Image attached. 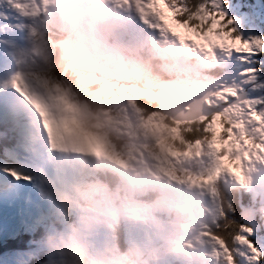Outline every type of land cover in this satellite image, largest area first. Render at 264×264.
<instances>
[{"label": "snow or ice", "instance_id": "6c2138e0", "mask_svg": "<svg viewBox=\"0 0 264 264\" xmlns=\"http://www.w3.org/2000/svg\"><path fill=\"white\" fill-rule=\"evenodd\" d=\"M221 4L110 0L126 26L109 38L87 24L100 54L53 74L45 70L49 43L64 32L60 47L71 56L76 36L68 33H79L86 14L71 0H0V50L17 68L0 78V193L9 205L26 201L34 264L47 261L22 184L69 210L66 189L90 195L103 226L88 242L93 250L122 239L143 245L137 264H264V37L235 34ZM145 36L153 48L172 44L189 54L181 86L153 91L128 78L125 53L144 47ZM233 60L235 75H213ZM73 83L91 85L126 117L123 141L109 139L108 112L76 101ZM12 117L26 121L21 135L9 131ZM117 172L121 195L110 186ZM161 181L192 191L204 218L190 216L183 231L161 221L156 206L141 198Z\"/></svg>", "mask_w": 264, "mask_h": 264}, {"label": "clouds", "instance_id": "9594fccd", "mask_svg": "<svg viewBox=\"0 0 264 264\" xmlns=\"http://www.w3.org/2000/svg\"><path fill=\"white\" fill-rule=\"evenodd\" d=\"M71 3L83 10L87 23L78 34L75 31L68 33L76 36V46L71 56H67L60 47V41L66 35L64 32H59L49 43L44 53L45 70L49 73L63 74L70 64L83 61L87 55L100 54V42L87 24L111 38L127 23L114 15L110 0H71ZM143 39L144 47L134 53H125L129 57L126 62L128 78L139 88L146 85L155 86L153 91L181 86L185 73L180 71V66L188 63L189 54L172 44L153 48L147 42V36ZM191 63H195V58ZM21 120L20 117L11 118L14 123ZM122 176V173L117 172L110 178V186L115 195L123 194ZM145 179L150 181L148 177ZM66 193L67 198L73 202L71 210L59 198H40L35 209L36 218L41 223L38 239L47 264H137L138 257L144 252L141 243H125L122 239L115 242L106 240L99 243L95 250L91 249L89 240L103 227L101 218L90 210L92 197L84 194L83 190L76 191L71 188L66 189ZM221 194L226 195L223 188ZM193 195V192L184 186L169 185L161 181L160 188L149 191L141 198L156 206L161 221L175 225L177 231H183L180 225L189 223L190 216H195L197 220L204 218ZM213 207L209 205V208ZM187 209H191V213Z\"/></svg>", "mask_w": 264, "mask_h": 264}, {"label": "rangeland", "instance_id": "374dc122", "mask_svg": "<svg viewBox=\"0 0 264 264\" xmlns=\"http://www.w3.org/2000/svg\"><path fill=\"white\" fill-rule=\"evenodd\" d=\"M221 8L225 12L226 16L234 21L231 27L235 29V34L240 35L242 39H248L251 37H264V0H222ZM0 53H1L0 57L2 58V60L8 62L7 76L4 77L6 78L11 74H14L17 71V68L10 56L6 57L3 50H0ZM218 67L221 70L226 69L224 70V73L221 74L220 76L224 74L235 75L240 70V67L235 60L229 62L227 65L218 66ZM216 76L219 75L216 74ZM73 95L78 103H82L83 96L74 87H73ZM87 108L94 113H104L103 111H100L99 108L96 110H92L89 107ZM109 110L111 109L109 108ZM115 114L119 115V117L118 116L112 117V122H117L127 127L126 117H124V115L121 113H115ZM3 217L4 216H0V218ZM4 218H5L3 219L4 221L7 218L9 221L10 220L12 221L11 226L13 227L10 229V231L17 230L19 229L18 227H21L20 226L21 220L17 215L12 214ZM4 258L8 261V258H10V256H4ZM3 260H4L3 258H0V264H11L9 262H4Z\"/></svg>", "mask_w": 264, "mask_h": 264}, {"label": "trees", "instance_id": "16d2710c", "mask_svg": "<svg viewBox=\"0 0 264 264\" xmlns=\"http://www.w3.org/2000/svg\"><path fill=\"white\" fill-rule=\"evenodd\" d=\"M213 75H215V72H213ZM81 90L83 101H86L89 106L95 109L99 108L100 111L108 112L109 116L115 117L116 112L109 110L105 99L91 85L84 86ZM6 223V225H9V222ZM34 235L31 230H25L24 228L10 231L8 228L3 227L0 232V258H3L4 262L11 264H34L31 251V242L34 239ZM4 256H10L8 261Z\"/></svg>", "mask_w": 264, "mask_h": 264}, {"label": "bare ground", "instance_id": "6f19581e", "mask_svg": "<svg viewBox=\"0 0 264 264\" xmlns=\"http://www.w3.org/2000/svg\"><path fill=\"white\" fill-rule=\"evenodd\" d=\"M12 135L14 136H18L20 135V131H10ZM110 140H112L113 142H117L119 143V141L115 138H112L111 136H108ZM14 204V203H13ZM13 204L9 205L8 204V200H7V197L5 196V194L3 193H0V215L2 214V212L4 210L8 211L9 213H12L16 210V208L20 205H17V206H13ZM2 219H5V218H2ZM6 222H9L8 218L5 220ZM14 225V224H13ZM15 226V225H14Z\"/></svg>", "mask_w": 264, "mask_h": 264}]
</instances>
